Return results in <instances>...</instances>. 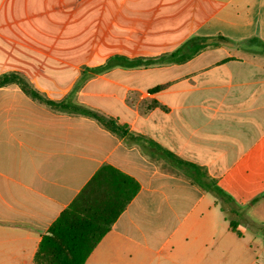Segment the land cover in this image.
<instances>
[{
	"label": "crops",
	"instance_id": "1",
	"mask_svg": "<svg viewBox=\"0 0 264 264\" xmlns=\"http://www.w3.org/2000/svg\"><path fill=\"white\" fill-rule=\"evenodd\" d=\"M4 77L0 264H35L105 166L139 189L86 264H264L208 187L264 163V0H0Z\"/></svg>",
	"mask_w": 264,
	"mask_h": 264
},
{
	"label": "trees",
	"instance_id": "2",
	"mask_svg": "<svg viewBox=\"0 0 264 264\" xmlns=\"http://www.w3.org/2000/svg\"><path fill=\"white\" fill-rule=\"evenodd\" d=\"M13 79H0V86ZM20 85L27 93L38 97L26 83L20 82ZM47 104L95 118L109 130L123 137L130 136L125 126L80 105L66 100L57 104L48 101ZM208 187L221 201L225 219L229 221L231 230L241 235L237 221L239 214L232 207V198L227 196L215 181L211 180ZM138 189V184L130 177L110 166L103 167L44 234L34 258L35 264H86L92 252L135 197ZM256 230L264 234V225Z\"/></svg>",
	"mask_w": 264,
	"mask_h": 264
},
{
	"label": "rangeland",
	"instance_id": "3",
	"mask_svg": "<svg viewBox=\"0 0 264 264\" xmlns=\"http://www.w3.org/2000/svg\"><path fill=\"white\" fill-rule=\"evenodd\" d=\"M254 175L248 180H239L227 194L233 200L232 207L236 209L239 216L240 230L246 235L247 240H253V244L258 250L264 236L262 232L256 230L264 225V163L261 161L254 168ZM249 224V226H247ZM255 225V226H253ZM253 226V227H251Z\"/></svg>",
	"mask_w": 264,
	"mask_h": 264
}]
</instances>
